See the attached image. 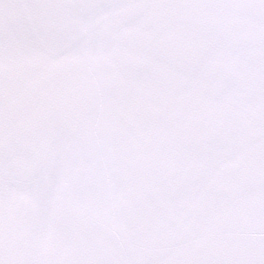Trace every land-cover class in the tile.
<instances>
[{
    "label": "snow or ice",
    "instance_id": "1",
    "mask_svg": "<svg viewBox=\"0 0 264 264\" xmlns=\"http://www.w3.org/2000/svg\"><path fill=\"white\" fill-rule=\"evenodd\" d=\"M0 264H264V0H0Z\"/></svg>",
    "mask_w": 264,
    "mask_h": 264
}]
</instances>
